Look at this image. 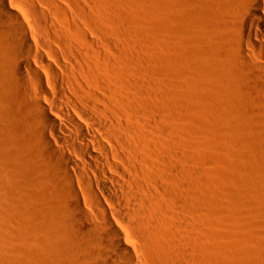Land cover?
Here are the masks:
<instances>
[{
  "label": "bare ground",
  "instance_id": "6f19581e",
  "mask_svg": "<svg viewBox=\"0 0 264 264\" xmlns=\"http://www.w3.org/2000/svg\"><path fill=\"white\" fill-rule=\"evenodd\" d=\"M155 1L161 11L180 7L185 44L195 53L182 59L185 70L200 64L211 67L213 75L226 76L237 67L243 71L231 103H220L216 125L228 138L240 132L238 119L251 118L253 125L242 130L243 142L235 146L242 153L245 144L256 148L259 137L264 139V0ZM94 4L111 11L107 0H0V214L12 216L7 222L22 221H12L8 232L0 219V264H219V258L225 260L220 256L219 188L195 184L198 193L206 192L202 227H186L187 233L178 227L182 220L168 227L169 220L157 218L167 206L162 201L146 206L139 193L122 190L130 183L125 168H137L131 160L145 125L141 63L127 59L137 52V43L132 46L137 29L132 22L133 30H124L118 16L93 14ZM160 66L151 83L159 88L162 105L172 85L165 74L168 67ZM208 94L207 102L216 106L217 96ZM160 124L165 132L168 124ZM168 140L167 145L172 144ZM259 147L260 156L250 161L249 172L221 182L223 196L230 201L225 210L236 215L227 233L242 234L245 264H264V143ZM170 164L164 170L170 172ZM127 197L139 202L137 206L143 204V210L127 207L137 227H124L128 213L125 218L121 208L118 211L121 205L115 206V200L126 202ZM191 205L188 211L198 210L199 205ZM38 209L48 216L41 214V220ZM30 218L51 227H38ZM44 219L49 222L42 223ZM26 222L32 226L26 227Z\"/></svg>",
  "mask_w": 264,
  "mask_h": 264
},
{
  "label": "rangeland",
  "instance_id": "374dc122",
  "mask_svg": "<svg viewBox=\"0 0 264 264\" xmlns=\"http://www.w3.org/2000/svg\"><path fill=\"white\" fill-rule=\"evenodd\" d=\"M107 1L109 3L108 6L110 7L111 5L110 7L111 11H107L110 9H106V8H103L105 9L103 10L100 6L94 4L92 5L93 14L97 15L99 13L105 19L110 18V17L114 18L118 16L117 18L118 19L120 18L119 20L122 26L123 25L125 26L124 30L126 29V26L128 27L126 30L129 29L130 31L133 30L132 28L136 27L137 32L134 28L133 31H135V33H133V35L137 34L134 37L135 38L137 37L136 39L138 40H136V42H133L132 46L137 43L136 47L133 46L134 49L136 48L135 50L137 52H135L134 55L127 56V59L128 61H131V62L136 60L138 64L141 63L139 65L141 69L140 75L142 73V75L140 76V82H141L140 87L142 86V84L144 86L139 89V92H141L142 94V95L140 94V106H141V117H142L141 121L143 120L145 122V125L143 124L144 122L142 121L144 129L142 130V133L140 134L141 140H139V142L140 141L141 142L140 143L138 142L139 149L137 148V151L135 153V159L133 158L132 159L133 161L131 160V163L132 162L135 163V167L137 168L140 167V168H139V171L135 167H134L135 169L133 168L127 169L125 168L126 165L122 163V166L125 168V171L129 174V177H130V183H127L126 184L127 186L124 185L122 190L124 191L127 188L130 190L129 191L126 189L127 192H130L133 194L139 193V195L138 194L136 195H138V197L140 196L139 198L144 199L143 203L146 204V206L148 205L151 206L153 205V203L159 204L160 201H162L160 204H163L164 206L167 205V206L163 212L160 210L159 212L157 211L158 212L157 218L159 219L161 218L162 222L166 221L164 223H167L168 222L167 220H169V222L167 223V225H169L168 227H172L175 224H176L175 226L177 227L178 221L180 223V221L182 220L181 225L178 224V227H181V229H183L184 232L187 233L188 231L185 229L186 227H194L195 224H196L195 227H202V221H201L202 212L200 210L203 207L202 204L204 203L203 200L206 198V192H203L202 194L198 193L195 188V184L197 183L201 184L206 189L207 188H219L217 194L221 202L220 204H222V206L219 208L220 210H218L219 225H220L219 226V233H220L219 237H220V244H221L220 256H222L225 259L224 261L221 262L219 258V264H245L244 259L246 256V251L243 245L244 239L242 237V234L240 233L234 236H230L229 233H227L228 232L227 229L230 227V221L235 220L236 215L232 211L228 212V209L225 210V207L226 208L229 207L230 201H226V198H224L223 196L224 194L223 192L225 191L222 189L221 182L224 179L227 181L231 180L232 178H234V175L236 176V174L249 172L250 171V161L252 159L259 158L260 156L259 151H258L260 149L259 144L261 142L264 143V139L259 137L257 142L253 144V145H256L255 146L256 148H252L250 147V145L248 146L245 144L244 146L245 152L242 153L236 148L235 143L243 142V138L245 134L242 132V130L245 132V130L249 126L253 125L252 119L251 118L250 119H247V118L238 119L237 124L239 126L240 132L230 133L228 134V138L227 137L225 138L223 133L220 131L219 126H218L219 124L216 125L217 123H219V120H220V103L221 104L231 103L232 98H234V92H233L234 84L237 81L240 82L243 80V71L237 67L235 68L236 69L235 73L227 74L226 76L215 75V74L213 75L211 67L205 68V67H202L200 64L197 65L192 70H190V72L185 70V67H183L182 59L184 57L191 56L192 54H195V53L192 51L191 48H189L185 44L186 38L184 37L185 35L183 33L184 29L182 30L183 28L182 24H184V22L182 21L183 18L180 17L181 16V12L179 11L180 7H176L172 11H169L168 9L161 11L159 10L158 5L155 0H127V1L126 0L125 1L124 0H121V1L120 0H107ZM114 2H116L117 4ZM117 6H119L118 8L119 10L117 9ZM124 6L126 9L124 8ZM113 7H114V11L117 9L116 10L117 12L112 11ZM121 11L122 12L124 11L123 15H121L122 14ZM125 17L127 20H125ZM132 22L135 24V26H133L134 25L133 24L131 28L130 24H132ZM161 43L164 44L163 48L160 47ZM131 62L124 69H128ZM160 63L164 67L166 66L168 67L167 69H165V72H166L165 74L166 76L168 75L167 79L169 80L170 86L172 85L171 90L169 86V90L171 92L169 93V97L165 99L164 97L161 96L162 102H164L163 101L164 99L167 100L168 102L167 103L165 101L164 103H162V105L160 104L161 102L159 101L161 100L160 98L161 92L160 90H158L159 88L155 86V83H151L152 81L154 82L156 80L155 78H157V76L159 75L158 69H160L161 67ZM120 72L121 70H119V73ZM185 76L188 78H185ZM143 78L150 79V81L142 80ZM141 80L144 81L145 83L142 82ZM201 81H204L205 83ZM146 82H149V83H146ZM186 85L190 86V88H188V86L186 88ZM185 89L186 90L188 89L187 93L189 94L187 95L184 94ZM209 92L210 93L213 92L215 93L214 95L217 96L216 97L217 99L215 98L216 103L215 102L214 103L216 104L218 108H216V106L213 105L212 102H211L212 104L210 102H207L208 101L207 97L209 95L208 94ZM190 93H191V99L189 97ZM185 95L188 97H186ZM155 96L156 98H154ZM141 97L144 99H142ZM208 98H211V97H208ZM156 99L158 100V103ZM210 100L211 99H209V101ZM148 107L149 109H147ZM145 113L146 115L149 113L148 114L149 116L147 115L148 117H145L146 116V115L144 116ZM150 114L151 115L154 114L153 118ZM167 117L169 121L167 120ZM147 118L150 119L151 121L150 120L145 121ZM155 120L156 122H152ZM163 120L168 124L167 125L168 128L166 129L167 131L165 130V132L162 128H160L161 126L160 123H162ZM151 122L154 124L152 125ZM146 123L148 124L146 125ZM154 127L156 128L154 129ZM169 127H171L170 128L171 131L169 133H166L168 132ZM145 129L146 131H144ZM159 130H161L162 133L159 132ZM147 131H149V133ZM165 133L168 134L169 136L166 135ZM154 134L156 135V137ZM161 135H162V138H161ZM167 139H169L168 143L172 141L171 142L172 144L169 143V145H167ZM151 140H153L154 142ZM156 140H157V143H156ZM164 141L166 142L165 143L166 145L164 144ZM169 154L171 156H169ZM138 159H139V162H138ZM170 159L173 164L171 162H169V164L171 163L175 167L174 166L171 167V164H170L171 169L169 172L168 171L169 169L167 170L166 168L169 164L167 166L166 164L168 160L170 161ZM143 160L144 161L150 160V163L147 162L149 165ZM152 161L154 163L152 164V166H150ZM164 165L166 166L165 170L163 168ZM141 166L142 167L145 166L144 168L146 170L144 168H142L141 170ZM148 166L151 169L148 168ZM153 166L155 168H153ZM133 170L134 172H132ZM177 170L179 171L177 172ZM140 171L142 172V174ZM172 172H174V174ZM156 173L157 175H159L158 176L159 178L155 175ZM178 173H180V175ZM150 174H152L151 176L153 178L150 177ZM144 176L145 178L147 177L149 178L145 179ZM177 176H180V177L178 178ZM153 179H155V181ZM150 180L151 181L153 180L152 182L154 184ZM166 181L170 182L169 183L170 185H168V183H165ZM163 184L166 185L165 191H167V193L164 191L165 194H163L164 189L162 188L165 187V185ZM173 187H175V189H173ZM166 189L169 190V193H168V190ZM174 191L177 193H175ZM226 191L229 192L230 189L228 190V188H226ZM127 192H124V193H127ZM170 192H172L174 195ZM127 198H125V201L126 202L129 201L130 203L129 202L126 203L122 201V199H119L120 201L115 200L119 204L118 205L117 203H115L116 204L115 206H117V208L120 205L122 206L118 208V211L121 208L122 211L120 210L119 212L124 214L123 215L124 217H125V214L128 213L126 216L129 218L127 219L128 221L125 220L126 224L124 227H130V226L137 227L136 226L137 219L136 218L133 219L135 216L134 217H132L133 215L129 216V212H126V211L129 210L131 207H133L134 209H136V207L139 208V206L141 207L143 204H140L137 206L136 203L139 204V202H134V199L131 200L130 197H127ZM165 201L168 203H166ZM191 204H196L194 206L199 205L198 210H195L196 212L194 211L195 213L193 212V210L192 211L189 210L191 211L189 212L186 209V207L192 206ZM171 205H173L172 209H170ZM38 208H41V207H38ZM42 208L46 209L44 211L48 212L46 207L44 208V206H42ZM111 208L113 207L110 206L109 209ZM167 208L170 209L171 212ZM143 209L144 207L140 208V210H143ZM38 211H36L37 217H38ZM174 211L176 213L175 215H174ZM40 212H43V210L41 209L39 213ZM47 212H46V215L48 216L49 213L47 214ZM164 212H166L167 214H170L169 217L166 213L164 214ZM43 213H40V215L42 214L44 216L45 213L44 214ZM46 215L44 217H46ZM160 215L161 217H159ZM163 215H165V218ZM10 216L7 215V217L4 216L5 218H3L1 217V214H0V219L1 221H3L4 226L1 222L0 224L1 226H3V228L5 227L4 228L5 230L7 226H9L8 229L10 228L9 230H11L13 228V227L11 228L12 223L13 224L16 223L17 225V223L19 224L22 222L18 220V218H16L15 216L14 218H16L17 220L13 219L12 220L13 222L12 221L7 222V220L9 219L8 217ZM35 216L33 217L35 218ZM41 216H39V218H41L42 220V218L44 217L43 216L41 217ZM175 216L176 217L179 216V217H177L176 219ZM34 218H33V221L35 220ZM5 219L6 221H4ZM30 219H31L30 220V223H31L32 218ZM130 220H132L133 222ZM37 221L38 220H35V223L33 224H35L38 227L39 225L40 227L41 226L43 227V225H45V224H41V222L38 223ZM129 221L131 225H129ZM45 222L47 224L49 222V219H46V220L44 219L42 221V223H45ZM28 223L26 224L27 226L26 225L25 226L31 227L32 224L30 226V223H29V226H28ZM132 223L134 226L132 225ZM164 223H163V226L166 225ZM47 225H45V227ZM49 227L51 226L49 225ZM141 227H145V226H141ZM8 229L6 231L9 232Z\"/></svg>",
  "mask_w": 264,
  "mask_h": 264
}]
</instances>
